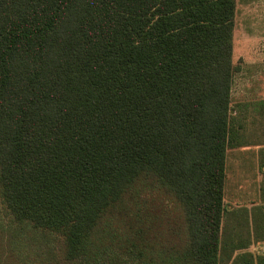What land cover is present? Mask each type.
Returning a JSON list of instances; mask_svg holds the SVG:
<instances>
[{"label":"trees","instance_id":"obj_1","mask_svg":"<svg viewBox=\"0 0 264 264\" xmlns=\"http://www.w3.org/2000/svg\"><path fill=\"white\" fill-rule=\"evenodd\" d=\"M236 15L0 0V264H225Z\"/></svg>","mask_w":264,"mask_h":264},{"label":"crops","instance_id":"obj_2","mask_svg":"<svg viewBox=\"0 0 264 264\" xmlns=\"http://www.w3.org/2000/svg\"><path fill=\"white\" fill-rule=\"evenodd\" d=\"M239 117V145L226 157L223 253L225 264H259L264 256V102L243 103Z\"/></svg>","mask_w":264,"mask_h":264},{"label":"rangeland","instance_id":"obj_3","mask_svg":"<svg viewBox=\"0 0 264 264\" xmlns=\"http://www.w3.org/2000/svg\"><path fill=\"white\" fill-rule=\"evenodd\" d=\"M233 53V62L241 61L231 93L233 112L239 117L237 104L264 98V0H237Z\"/></svg>","mask_w":264,"mask_h":264}]
</instances>
